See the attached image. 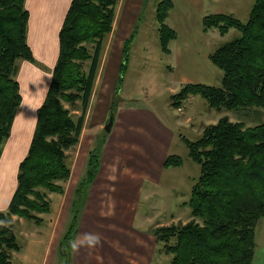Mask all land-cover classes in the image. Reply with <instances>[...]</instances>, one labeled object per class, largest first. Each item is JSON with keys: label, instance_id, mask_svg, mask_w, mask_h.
<instances>
[{"label": "trees", "instance_id": "obj_1", "mask_svg": "<svg viewBox=\"0 0 264 264\" xmlns=\"http://www.w3.org/2000/svg\"><path fill=\"white\" fill-rule=\"evenodd\" d=\"M26 1L0 0V158L23 101L17 79L20 63L37 62L28 43ZM118 2L72 0L70 4L60 31L59 57L37 112L28 154L19 166L16 190L7 210L0 212V264H13V252L21 250L13 217L41 225L40 215L52 211L49 195L64 193L63 184L72 173L68 152L82 136ZM173 6V0H160L157 7L160 44L166 54L178 38L167 23ZM203 28L221 35L232 28L240 33L209 55L211 63L223 71L222 86L187 83L171 96L172 107L179 109L190 95H199L219 112L250 114L264 109V0L255 1L246 22L232 14H208ZM132 39L133 35L124 42L118 81L127 66ZM114 115L115 109L111 110ZM183 140L189 157L200 165L191 197L184 202L191 220L156 227L152 233L158 245L171 257L170 264H253L256 231L264 218V123L248 126L222 117L207 125L198 139ZM93 151L75 189L73 217L60 251L64 255L73 251L71 241L79 233L88 191L100 167L102 149ZM183 163L180 155L169 154L164 167L179 168Z\"/></svg>", "mask_w": 264, "mask_h": 264}, {"label": "rangeland", "instance_id": "obj_2", "mask_svg": "<svg viewBox=\"0 0 264 264\" xmlns=\"http://www.w3.org/2000/svg\"><path fill=\"white\" fill-rule=\"evenodd\" d=\"M255 1L237 0L227 13L233 12V16L246 22ZM159 2L160 0H138L140 5L135 14L132 9L130 16L134 22L133 39L128 46L127 66L122 72V78L118 81L123 62L120 46L128 37V35H120L125 38L118 37L122 32L118 28L119 25H122L127 5V0H119L116 7V16L117 11L120 14L117 19L118 25L115 26L117 27L116 31H112L113 36H109L106 41L95 83V95L92 97L82 136L79 143L68 152V160L72 168L71 177L63 184L64 193L62 195L57 193L49 195L52 211L40 215L43 218L41 225L28 219L13 217L18 243L21 246L20 251H15L12 254L13 264H71L72 253L64 255L60 251L62 252L64 234L73 217L71 206L76 197L75 189L78 181L83 178L88 169L90 153L94 152L93 149L100 152L102 145L109 137L108 135L113 131L114 125L111 132L105 129L111 119V110L115 109L116 111L122 105H130L151 111L166 128L176 134L169 143V154L180 155L184 163L179 168L165 170L162 182L157 185L155 183L159 182L156 181V178H151L146 173L145 165L140 159L141 152L135 148L131 156V148L121 146L123 147L120 148L121 152L129 149L130 154L125 155L119 152L121 159L116 156L104 168L103 176L106 180L98 181L93 187L85 210L84 223H82L77 238L82 241L85 239L86 233H92L99 237V243L95 246L81 243L76 254L78 252L83 254L78 253L76 264H80L81 258L84 260L82 264H126L125 262L143 264L145 257L141 256L138 251L142 248L149 252L152 243L150 241L145 243L137 236L142 235V232L144 234L152 232L158 226L185 223L191 220L190 209L184 207V202L191 197V189L200 176V165L189 157L183 137L191 140L198 139L207 125L216 123L222 117L243 122L248 126L264 123V117L260 116V113L264 114V109L254 110L250 114L247 111L219 112L210 108L206 100L199 95H190L187 100L183 101L179 109L172 107L171 96L179 92L182 86L187 83L222 86L223 71L211 63L208 67L209 72L203 71L200 74L199 77H202V80H190L189 77L187 79L188 73L191 76L199 75V69L196 67V71H194L193 66L189 64L198 60L205 62L208 53H212L227 42L238 38L240 33L234 28L230 29L226 35H221L218 30H211L209 46L202 48L201 55L197 58H194L191 52L190 54L185 52L181 45H178L179 40H173L170 43L171 52L166 54L160 44L157 20ZM129 6L130 2L127 11H129ZM125 18L128 19L127 16ZM168 22L172 24V21L167 19ZM140 124L144 127L143 135L138 138L140 143L151 146L160 140L159 133L150 124ZM21 127L22 125L18 121L5 151L6 143L3 146L5 155L0 167V186H2L0 199L5 202L12 193L14 181L9 180L3 172L13 171L14 166L16 167L25 155L31 137L30 128L24 133H19ZM116 134L117 132L114 135ZM17 142L22 143L20 147L17 146ZM15 149L17 155L11 162H7L12 158ZM108 151L109 145L104 153ZM116 174L120 175L121 179L130 182L128 188L134 192L135 198L142 197L139 205L136 203L137 199L135 202L127 203L124 208L104 205V201L112 203L116 195L119 194L117 189L121 186L117 182ZM149 180H153L152 183L155 186L147 183ZM2 192L3 194H1ZM101 201H103V205ZM6 210L5 208L2 212ZM256 232L257 244L261 248L264 243V221L259 223ZM145 236L149 237L147 234ZM142 243H145L148 249L142 246ZM170 263L171 257L162 251L159 244L152 264Z\"/></svg>", "mask_w": 264, "mask_h": 264}, {"label": "crops", "instance_id": "obj_3", "mask_svg": "<svg viewBox=\"0 0 264 264\" xmlns=\"http://www.w3.org/2000/svg\"><path fill=\"white\" fill-rule=\"evenodd\" d=\"M71 2L72 0H27L26 1V7L30 13L28 43L33 51V54L37 62L32 63L29 61H22L20 64V69L17 78L20 82L23 101L21 104L20 111L17 114V117L13 124L14 126L11 136L6 141L4 151L9 145L15 124H17L18 121L22 125V127L19 129V133H24L28 128H30L31 137L27 151L20 160V162L17 164V166L16 167L14 166L13 171L3 172L5 175L8 176L9 180L11 179L14 181V186L12 188V193L9 199L6 202L1 201L0 199V212H2L5 208L7 209L9 206V203L12 199V196L17 186V175H18L20 163L28 154L37 124V112L39 107L43 104L46 98L52 80V70L56 65L59 57L60 31ZM129 2H130L129 11H127ZM207 2H210V4H207ZM236 2L237 0H173L174 6L173 9L171 10V14L168 17V20L172 21V24L171 22H168V24L171 28L175 29L177 32L178 38L176 40H179L177 42L178 45H181V48L185 50V52H189V54L191 52V55H194V58L199 57L201 55L200 50L202 48H206L207 45L209 46L208 43L209 35L212 32V31L209 32L204 31L203 18L207 15V13H211V14L227 13L230 11L228 9L230 7L232 8V4ZM139 5L140 3H138V0H127V5L125 7L126 11L122 19V25H119L118 28L122 32H120V34L119 32H117L119 34L118 35L119 38L122 37L123 35L125 36L128 35V37L123 41L122 43L123 45L120 46L122 48L121 49L122 55H123L124 42L132 35L133 32L132 28L134 22L132 16H130V13L133 9L134 10L133 12L135 14L136 9L139 7ZM231 14L234 13L232 12ZM118 15L120 16V14L117 11L113 32H115L117 28L115 26L117 24ZM125 16H127L128 19L125 18ZM183 35L185 37L182 38L181 36ZM111 36H113V33L110 35V37ZM210 54L211 53H208V55L206 56L207 60L205 62H201L200 60H198L196 62L193 63L191 62L189 64L193 66L194 71H196V67L199 69V75L191 76L190 73H188L187 79L189 78L190 80L203 79L202 77L199 76L201 73H203V71L209 72L208 67H210V65L212 64L209 59ZM186 63L187 60L186 62H184V64L186 65ZM49 74H51V77H49ZM45 85H47L46 89L44 88ZM93 95H95L94 91H93ZM91 103L92 102H90V107H91ZM30 105H38L39 107H37L34 110ZM262 117H264L263 113H262ZM140 123L150 124L155 129V131L159 133L160 140H158V142L155 144L153 143L154 145L151 146H145L144 144L140 143L138 138L140 135H143V131H144V127H142ZM113 125H114L113 131L111 134L108 135L109 137H107L108 139H106L102 147L100 167L96 175V178L93 181L88 191L86 205L80 217V226H79V233L77 235V238L79 237L82 223H84L85 210L89 202L90 196L92 194V189L93 187H95L98 181L101 180L104 182L106 180V178H104L103 176L104 168L116 156L120 158L119 156V152H121L120 148H123L121 146H129V148H131L132 150L131 156L133 155V151L135 148L141 152L140 159L142 163L145 165L146 173L151 178H156V181L159 182L155 184L159 185L162 182V177L164 175V172L165 170H167V168L164 167V163L167 155H169V151H170L169 143L172 137L175 136L176 134L173 131L166 128L155 117V115L151 111L147 109H139L136 107H132L130 105H122L119 108H117L115 111V115L113 116ZM116 132L117 134L114 135ZM17 143H18L17 146L19 147L20 144H22L19 142ZM108 145H109V151L104 153ZM16 149L13 153L12 158H10L7 162H11V160L15 158V155H17ZM4 151L0 158V167L4 159V155H5ZM122 153L128 155L130 154V150L129 149L124 150L120 154ZM105 155L107 158L105 157ZM116 176L118 177L117 182H119V186H121L118 187L117 189L119 194L116 195V198L112 203L104 201V205L105 204L111 205L113 208H119V207L124 208L127 206V203H129L130 201L135 202V199H137L136 203L139 205V202L142 197L135 198L134 192L130 191L128 188V184H130V182L128 180L121 179L120 175L118 174H116ZM152 181L149 180L147 183H149L152 186H155V184H153ZM1 187L2 186H0V191L2 190ZM10 192L11 190L9 191V193ZM1 194H3V192ZM101 203L103 205V201H101ZM261 221H264V218ZM135 229L138 231L137 228ZM142 233H143L142 235L137 237L144 240L145 243L147 241H150L152 243V248L149 249L150 250L149 252L148 250H144L140 248L138 252L141 254V256L145 257V262L143 264H152L155 258V252L158 248V243L152 232L145 233L149 235V237L145 236L144 232ZM145 243H142L143 244L142 246L148 249V246ZM76 252L77 249L75 250L73 249L71 264H76L78 253L83 254L82 252H78L76 254ZM82 262H84V260L81 258L80 264H82ZM125 263L137 264L136 262L133 263L125 262ZM253 264H264V243L263 245H261V248L257 244V249Z\"/></svg>", "mask_w": 264, "mask_h": 264}, {"label": "clouds", "instance_id": "obj_4", "mask_svg": "<svg viewBox=\"0 0 264 264\" xmlns=\"http://www.w3.org/2000/svg\"><path fill=\"white\" fill-rule=\"evenodd\" d=\"M49 77H51V74H49ZM44 88H47V85L44 86ZM34 110L39 107L38 105H30ZM81 243H85L88 246H95L97 243H99V237L92 233H86L84 240L74 239L71 241V247L75 250L77 249Z\"/></svg>", "mask_w": 264, "mask_h": 264}, {"label": "water", "instance_id": "obj_5", "mask_svg": "<svg viewBox=\"0 0 264 264\" xmlns=\"http://www.w3.org/2000/svg\"><path fill=\"white\" fill-rule=\"evenodd\" d=\"M112 126H113V117H111L110 122L108 123V125L106 126L105 129H106L108 132H111Z\"/></svg>", "mask_w": 264, "mask_h": 264}]
</instances>
